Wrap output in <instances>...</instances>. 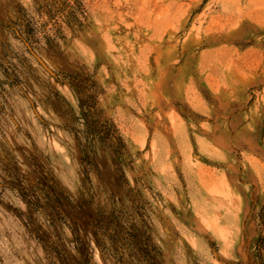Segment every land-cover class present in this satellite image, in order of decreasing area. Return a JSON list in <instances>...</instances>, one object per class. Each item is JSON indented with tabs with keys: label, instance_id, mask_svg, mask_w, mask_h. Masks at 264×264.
<instances>
[{
	"label": "rangeland",
	"instance_id": "1",
	"mask_svg": "<svg viewBox=\"0 0 264 264\" xmlns=\"http://www.w3.org/2000/svg\"><path fill=\"white\" fill-rule=\"evenodd\" d=\"M0 264H264V0H0Z\"/></svg>",
	"mask_w": 264,
	"mask_h": 264
},
{
	"label": "water",
	"instance_id": "2",
	"mask_svg": "<svg viewBox=\"0 0 264 264\" xmlns=\"http://www.w3.org/2000/svg\"><path fill=\"white\" fill-rule=\"evenodd\" d=\"M26 43V45H27V47H28V49L30 50V52H31V54L36 58V60L51 74V75H53V76H56V74L46 65V63L42 60V58L41 57H39L33 50H32V48L30 47V45L27 43V42H25ZM31 101V104H32V106H33V108L35 109V112H36V114H37V116L41 119V117H40V115L38 114V112L36 111V108H35V106H34V103L32 102V100H30Z\"/></svg>",
	"mask_w": 264,
	"mask_h": 264
}]
</instances>
